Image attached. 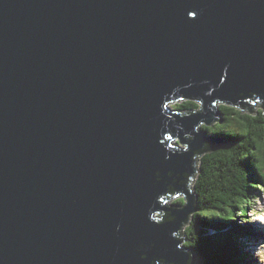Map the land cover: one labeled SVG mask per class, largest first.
<instances>
[{
  "label": "water",
  "instance_id": "water-1",
  "mask_svg": "<svg viewBox=\"0 0 264 264\" xmlns=\"http://www.w3.org/2000/svg\"><path fill=\"white\" fill-rule=\"evenodd\" d=\"M253 100L264 0H0V264H191L198 128Z\"/></svg>",
  "mask_w": 264,
  "mask_h": 264
},
{
  "label": "trees",
  "instance_id": "trees-1",
  "mask_svg": "<svg viewBox=\"0 0 264 264\" xmlns=\"http://www.w3.org/2000/svg\"><path fill=\"white\" fill-rule=\"evenodd\" d=\"M172 107L189 112L198 110L199 104L186 99ZM218 110L217 122L200 127L216 142L195 154L194 172L185 176L196 210L180 236L192 253L191 264H205L207 254L213 255L209 264H248L237 248L236 233L241 228L236 219L248 221L249 195L264 192V109L254 101L243 108L219 104ZM169 202L180 206L185 198L172 193Z\"/></svg>",
  "mask_w": 264,
  "mask_h": 264
},
{
  "label": "rangeland",
  "instance_id": "rangeland-1",
  "mask_svg": "<svg viewBox=\"0 0 264 264\" xmlns=\"http://www.w3.org/2000/svg\"><path fill=\"white\" fill-rule=\"evenodd\" d=\"M184 100L186 99L183 98L178 102ZM254 101L256 102L257 100ZM175 103L176 102L172 103L171 105H174ZM220 104H225V103H220ZM179 112L184 113L185 111L183 112L179 110ZM201 126L202 125H200V127ZM198 130H200V128H198ZM178 144L181 148L183 147L182 144L180 143ZM248 192L251 191L249 190ZM181 196L182 194H180V197ZM249 196L250 197H248V200H251V202H249L251 205H249L247 208L248 213H247V217L245 218L248 219V221H244V219L243 220L236 219L241 228L240 230L236 229L237 230L236 236L239 237V239L236 240V243H238L237 248L239 251V255L245 261H247L248 264H264V192L253 191ZM166 205H170V202H167ZM253 229L256 230V233H252ZM226 231H228V229ZM227 241H229L228 238ZM212 256L213 255L211 254H207V258L209 259L205 261V264H209V262L213 260ZM243 264H247V263H243Z\"/></svg>",
  "mask_w": 264,
  "mask_h": 264
},
{
  "label": "clouds",
  "instance_id": "clouds-1",
  "mask_svg": "<svg viewBox=\"0 0 264 264\" xmlns=\"http://www.w3.org/2000/svg\"><path fill=\"white\" fill-rule=\"evenodd\" d=\"M258 101V100H257ZM253 103H254V100H253ZM215 122H217V121H215ZM201 125H205V124H201ZM201 130V129H200ZM202 131V130H201ZM203 132V131H202ZM205 134V133H204ZM207 137V136H206ZM194 160H195V158H194ZM184 197V196H183Z\"/></svg>",
  "mask_w": 264,
  "mask_h": 264
},
{
  "label": "bare ground",
  "instance_id": "bare-ground-1",
  "mask_svg": "<svg viewBox=\"0 0 264 264\" xmlns=\"http://www.w3.org/2000/svg\"><path fill=\"white\" fill-rule=\"evenodd\" d=\"M219 104H220V103H219ZM219 104H218V105H219ZM251 227H252V226H251ZM248 229H249V228H248ZM252 233H256V230L253 229Z\"/></svg>",
  "mask_w": 264,
  "mask_h": 264
}]
</instances>
